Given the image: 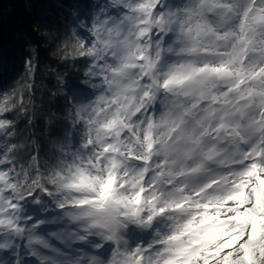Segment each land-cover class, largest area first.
<instances>
[{"label": "snow or ice", "instance_id": "1", "mask_svg": "<svg viewBox=\"0 0 264 264\" xmlns=\"http://www.w3.org/2000/svg\"><path fill=\"white\" fill-rule=\"evenodd\" d=\"M63 9L51 154L0 94V264H264V0Z\"/></svg>", "mask_w": 264, "mask_h": 264}, {"label": "trees", "instance_id": "2", "mask_svg": "<svg viewBox=\"0 0 264 264\" xmlns=\"http://www.w3.org/2000/svg\"><path fill=\"white\" fill-rule=\"evenodd\" d=\"M69 2L6 0L0 9V94L15 90L18 99L23 92L27 115H8L17 122L19 141L28 143L33 136L41 154H51L67 123L61 80L82 72L78 63L62 58L63 45L72 43L71 23L65 21L63 9ZM28 59L32 72L26 65ZM29 84L33 85L31 92Z\"/></svg>", "mask_w": 264, "mask_h": 264}, {"label": "water", "instance_id": "3", "mask_svg": "<svg viewBox=\"0 0 264 264\" xmlns=\"http://www.w3.org/2000/svg\"><path fill=\"white\" fill-rule=\"evenodd\" d=\"M6 0H0V9L4 6Z\"/></svg>", "mask_w": 264, "mask_h": 264}]
</instances>
